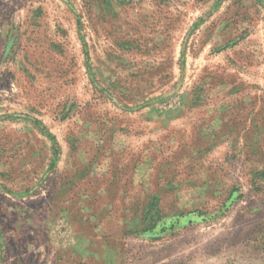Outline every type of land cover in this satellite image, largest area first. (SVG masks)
<instances>
[{"label": "rangeland", "instance_id": "rangeland-1", "mask_svg": "<svg viewBox=\"0 0 264 264\" xmlns=\"http://www.w3.org/2000/svg\"><path fill=\"white\" fill-rule=\"evenodd\" d=\"M0 264H264V0H0Z\"/></svg>", "mask_w": 264, "mask_h": 264}]
</instances>
